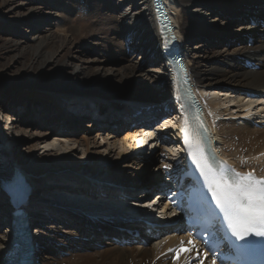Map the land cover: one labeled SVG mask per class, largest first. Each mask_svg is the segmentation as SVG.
<instances>
[{"label": "bare ground", "instance_id": "bare-ground-1", "mask_svg": "<svg viewBox=\"0 0 264 264\" xmlns=\"http://www.w3.org/2000/svg\"><path fill=\"white\" fill-rule=\"evenodd\" d=\"M29 1H34L37 10L50 7L54 11L53 15L57 20L54 30L49 33L48 37L36 38L34 44L21 47L17 43H7L3 51H18L17 54H23L22 52L27 50L25 47H29L31 53L29 68L38 69L37 73L46 70L49 73L53 69V72L48 74L45 81H37V84L33 86L36 92L26 90V92L19 91V93L26 100L29 99L27 103H31L30 105L33 108L39 105L35 102L41 103L42 100L45 103L52 104V111L48 112L47 117L42 115V118L47 119L45 121L41 119L42 124L52 130V134H56L53 139L60 145L64 146L65 143H71L70 152L74 151V148L77 151L79 147H82L85 150V159L90 164V168H87V165L81 159H77L75 165L66 164L62 169L66 171L67 175L62 176L64 173L61 170L62 175L58 177L61 184L57 187V195L45 194L48 199H42L38 197L41 192L36 191V189L29 196L25 209H29L32 221L34 223L51 221L53 224L47 229L39 228L41 237H34L37 240L36 244H38V250L35 254L36 263L173 264L166 252L170 246L176 243L177 237L169 235L164 239L150 241L151 236L145 235L149 228L143 227V223L137 222L143 215L136 207L140 206L141 201L152 194L150 191L153 188L164 181V166H169L172 163L166 156H161L162 159L160 158L161 161L156 169H153L151 177L143 180L142 176L155 164L156 154L155 157L152 156L146 159L144 153L141 159H137L129 153L136 151L133 140L140 143V145L145 141L140 138L141 134H137L141 133L142 128L149 123L142 122L139 126L133 127L131 126L132 121L130 123L126 121L127 118L132 120L131 116L136 111H140L142 107H151V104L167 100L171 94L168 79L169 69L162 61V38L157 33L156 24L153 20V0H61V4L60 0H27L25 4H21V7ZM139 5H144L147 8L146 11L138 12ZM167 5L171 9L172 20L177 28L179 41L183 42L184 60L187 62L193 84L200 93H206L208 96L207 106L215 108L218 117L221 118V120L215 122L214 128L222 155L232 161L236 167H240V164L246 161L251 163L252 168L254 164L258 163L264 166V157L257 158L264 153V121L260 120V123L257 119H252L251 122L240 121V118L244 117L242 116L244 110L252 105V102H250L251 97L244 95V93L251 91L253 98H260L264 93V42L261 41L264 36V28L260 25L258 27L251 26L249 23L250 20L264 22V0H172V5L169 3ZM126 8L134 14L137 11L136 15L131 17V13H128ZM190 9L195 11L190 12ZM76 11L84 13L89 21L86 22L84 17L85 22L83 20L84 23L81 24L80 28L70 24L71 16L76 14ZM177 12L181 13L180 19L175 16ZM200 17L204 21L199 20ZM16 20L19 21V18ZM243 22H246L247 25L241 27L240 34L230 31V28L232 29ZM121 23L129 25L128 34L134 33L135 35L137 33L139 34L137 41L143 44L146 43L145 46L148 53H150V60L157 65V68L153 67L155 70L143 71L140 74L136 65L128 60L130 51L125 46L123 49V45H116V40L120 35L119 27ZM94 34H97L99 41L104 44V55L108 57H104V60L115 57L119 58L123 64L117 69H111V72L119 79V82L124 86V90L112 89L108 85L110 81L108 77L105 82L100 84V80L95 75H87L85 72H78L72 68L67 71L68 64L64 61L70 53V48L68 49L67 46L69 44L85 43L88 39L95 37ZM247 38H253L256 45L248 49L246 45ZM197 39L201 41L194 49H198L197 51L203 53L201 58L203 60L200 62V57L192 54L186 47V44L188 45V43ZM222 39L225 40L224 42L231 41V44L227 43L229 45L233 44L232 41H242L244 39L245 45L235 47L232 51L224 50L213 53L209 52L208 47L203 45L206 42L213 45ZM63 54L67 55L62 58L64 60L61 59ZM155 58L156 60H154ZM241 59L254 62L263 69V72L245 69L240 61ZM58 61L60 62L58 63ZM89 62L99 63L100 61L91 59L85 63ZM201 62L205 63V69H202ZM101 66L103 69L106 68L104 65ZM158 67L162 74L161 72L151 74L156 72ZM75 79H79L83 85L74 88V86L66 83L63 85L52 84L53 81ZM11 87L13 88V86ZM15 89L18 90L16 87ZM14 92L16 91H10L8 95L19 96ZM31 99L34 102H30ZM101 102L109 105L106 106ZM131 104H138L139 106ZM1 109L2 107H0ZM92 109L100 116H97L100 119H95V113L92 112ZM154 110H151L153 112H151L149 118L158 116V113H155ZM54 113L56 115H53ZM92 114L93 116H90ZM6 116L5 119L10 123L14 120L9 118L8 114ZM171 116L173 115L165 114L163 117L166 121H169ZM30 119L35 120L33 116ZM86 119L90 122L83 125ZM80 126L103 129L102 131L105 129L106 132L109 130L106 133L104 152L108 150L107 158H116V167H118L117 170L113 171L114 174L110 178L103 177V172L106 171L104 167L99 171L97 170L99 164H92V161L97 158L94 157L95 153L90 150L91 146L94 147V141L92 144L90 139L83 134L81 136L76 135L80 131ZM124 130L126 132H123ZM3 135L0 130V182H2L1 178L3 177L6 179L14 177L15 172L12 166L23 171L31 167L27 165L31 162L28 156L18 158L19 153L27 149L21 146L22 139L15 142L16 136H12L11 140L9 138L6 140ZM47 135L46 132L36 133V136L41 139ZM120 135L122 136L120 137ZM162 139L173 146L168 149L170 153L175 152L174 148L177 149L180 145V137L177 133L170 132L162 135ZM158 150L162 154V146ZM68 155H60L62 161L70 159ZM96 155L98 154L96 153ZM37 161L38 159L32 161V163ZM23 171L21 176L26 172ZM132 171L135 175L131 174L132 177H130ZM51 173L45 176L44 179H54L55 176ZM71 173L77 175L71 177ZM116 175H121L120 179L123 178L122 181L115 182L119 178ZM44 179L43 181H45ZM96 181L107 182L110 187L109 185L104 187L102 184L98 185ZM98 188H103L104 191L100 193L97 191ZM3 195L0 192V229H4L3 234L5 235L0 236V264H7L10 261V253H14L9 250L10 241L8 238L10 232L5 230L9 217L6 214L7 210L5 209H7V206ZM78 199L79 201L87 200L90 202L96 200L97 202H94L99 206L103 204V202H98L101 199L106 201L107 204H116V202L120 203L121 201L127 203V213L130 215L117 218L121 211L116 212L113 209L108 211V208H98L95 205L83 206L75 202ZM149 206H151L150 211L165 209L162 207L157 208L154 204ZM69 208H71L70 211ZM74 209L92 210L91 215H89L90 218L76 215ZM100 210L108 212L114 219L108 221L105 219V221L100 220L98 223H93L92 214L95 213L94 216H96V213H102ZM125 217L127 220H133V223L125 224V222H122ZM149 218L154 220V224L161 226L157 227L158 232H153V234L162 233L167 223L158 221L157 217L151 216ZM120 228L138 230L144 242L150 244L146 243L145 246L141 241H138L137 244L132 243L128 247H119L113 241L105 239V237L110 236H124L125 239H129L125 233L117 231Z\"/></svg>", "mask_w": 264, "mask_h": 264}, {"label": "rangeland", "instance_id": "rangeland-1", "mask_svg": "<svg viewBox=\"0 0 264 264\" xmlns=\"http://www.w3.org/2000/svg\"><path fill=\"white\" fill-rule=\"evenodd\" d=\"M25 1L24 0H0V107H2V109L0 110V122H1L0 130L2 131V133L4 134L3 136L6 137V139L9 138L11 140L12 136H16V138L14 139L15 142L22 139L21 146L23 148L26 147L27 149L22 150V152L19 153L18 158L20 159L23 156L24 157L28 156L29 157L28 159L31 160V162L27 164L31 167L28 170L24 169V171H26L25 173H30L35 178H38V177L41 178L44 175L45 176L50 175L49 174L50 172H52L51 174L55 176V178L53 177L54 179L51 178L48 180L47 178H45L44 179L45 181H39L40 186H39V189L36 190V191L41 192V194L38 196L39 198L41 197L42 199H48L46 198V195L48 194L50 196L51 195L55 196V194L57 195V187L61 184V181L59 182L60 178L58 177L59 175H62V173H64V175L62 176L67 175L66 171H63L62 169L66 166V164L67 165L74 164L77 161V159H81L82 161H84L85 164L87 165V168H90V164L88 163V160L85 159L86 158L85 150L82 147H79L77 151H75V148H74V151L70 152L69 149H71V143L69 144L65 143L64 146L60 145L59 143L56 142V140L53 139L54 137H56V134L54 133L52 134V130H49V128L46 127L45 124H42L41 119L43 121L47 120L46 118H42L43 117L42 115L47 117L48 112L52 111V104L45 103V101L42 100L41 103L35 102L36 104H39V105H37L38 107L35 106V108H33L30 105L31 103H27V100L29 99L26 100L25 98H23L21 93H19V91L26 92V90L35 91L36 89H34L33 86L37 84L36 82L37 81L40 82L42 80L45 81L48 77V74L53 72V69H51L49 73H48V70H46L45 72L37 73L38 69L33 70L29 68V61L31 57L30 55L31 53L29 52V47L28 48L25 47V49L27 50L23 49L25 51V52L24 51L22 52L23 54H17L18 51L17 52H14V51L7 52V50L3 51L4 47L6 46L7 43H11V44L17 43L21 47L27 44H34L36 42L35 41L36 38L40 39L41 37L42 38L48 37L49 33L54 30V26L57 24V20L55 19V16L53 15L54 11H52L50 7H44L43 9L37 10L36 9L37 7L33 3L34 1L32 2L29 1L25 6L21 7V4L22 3L25 4ZM61 3L62 2L60 0V4ZM146 9L147 8L144 5L143 6L139 5L138 12L141 13L143 10H144L143 12H145ZM126 11L128 13L129 12L131 13L130 9L126 8ZM193 11L195 10L190 9V12H193ZM136 13L135 14L131 13V17L136 15ZM23 14H25V16H23ZM175 16L176 18L180 19L181 13L177 12ZM84 17H85L84 13L76 11V14H73L71 16L70 24H72L73 26L77 28H80L81 24L85 22ZM17 18H19V21L16 20ZM199 20H203V19H201L200 17ZM86 22H89L87 18H86ZM244 25H247L246 22H243L242 24H238L234 26L232 29L230 28V31H233L236 34H240L242 31L240 29ZM119 28H120L119 30L120 35L118 39L116 40V45H120V46L123 45L122 46L123 49H124V46L128 45V48H130V54L128 58L129 62L136 65L137 71H139L140 74L141 72L143 73V71L155 70V68L153 67L157 68V65L154 64L152 60H150V57H149L150 53H148V50L146 49V46H145L146 43L143 44L140 41H137L139 38V34L137 33H135V35L134 33L128 34L129 32L127 30L129 28V25L124 24V23H121V26ZM127 36H129V39H128L129 43H127ZM252 40L253 42L251 46H249L246 43L248 49L256 45V41L254 39ZM200 41L201 40L197 39L195 41H191L190 43H188V45L186 44V47H188V50L192 52V54H195L200 57L199 62L203 60L201 59L203 56V53L202 51H197L198 49H194V48L197 45H199ZM224 41L225 40L222 39L221 41L213 45L206 42V44H203V45L208 47V51L212 53L221 52L224 50L232 51V49L235 47H238L240 45H245L244 39L242 41L241 40L232 41L233 42L232 45L227 44V43L231 44V41L229 40L227 42H224ZM261 41L263 40L261 39ZM125 42H126V45H125ZM67 48L68 49L70 48L69 49L70 53L68 54V56L63 54L61 57L62 59L67 56L66 60L62 59L68 64L67 71H70V69L72 68L78 72H85L87 75H93V76L95 75L100 80V84L105 82L106 78L108 77L110 80L108 85L112 89L124 90V86L121 84V82H119V79L116 78V75L111 72V69H117L123 64L121 63L119 58H115V57L104 60L105 59L104 57H107L104 55V51H103L104 44L102 43V41H99V37L97 34L95 35V37L88 39L85 43H82V44L76 43L73 45L69 44ZM146 52H147V55H146ZM91 59H98L100 62L99 63L97 62L85 63L86 61L91 60ZM154 60H156V58ZM60 61H58V63ZM201 63H202L201 65L202 69H205L204 67L205 63L204 62H201ZM101 65H104L106 68L103 69ZM260 71L263 72V69H260L259 72ZM158 72L159 73L161 72L162 74V71L159 70V67L156 72H152L151 74L153 73L159 74ZM65 83L74 86V88L83 85V83L79 79L70 80V81H57V82L53 81L52 84L63 85ZM11 86H13V88ZM4 87H7V88H4ZM15 87L18 88V90L15 89ZM10 91H16L17 93L16 92L14 93L19 96L8 95ZM30 102H34V101L31 99ZM101 103H98V104H101ZM102 104H105L106 106L109 105L105 102ZM131 105H138V104H131ZM92 112L95 113L94 114L95 119L97 118L100 119L99 118L100 116L97 115V113L94 112L93 109H92ZM6 114L9 115L8 116L9 118L14 119L11 121V123L7 119H5L7 117ZM53 115H56V114L54 113ZM31 116H33L35 120H31L30 119ZM88 122L90 121L86 119L83 125L87 124ZM79 130L80 131H78V133L76 134L77 136H81L83 134L84 136L90 139L91 141L90 143L93 144V141H94V147L91 146L90 150L91 152L95 153L94 157H97V158L94 161H92V164H99V167L97 169L99 171H101L102 168L104 167V169L107 172H109V174H107L106 171L105 172L102 171L104 173L103 177L110 178V176L114 174L113 171L117 170L116 168L118 167H116L117 166L116 158L113 157L109 159L107 158L108 150L104 152V149L106 148L105 146V143H106L105 138L107 135L106 133H108L109 130H107L106 132L105 129L104 131H102L103 129H98V128L91 129L90 127L85 128L83 126H80ZM39 132H46L48 135L46 137H43V139H41L40 137L36 136V133H39ZM121 134L123 135L122 132ZM122 135H120V137ZM167 150L163 148V152L166 156H168V153H170L169 150L168 151ZM96 153L98 155H96ZM159 153L160 151H157L152 155L155 157V154H156L155 164H153L150 167L149 171L145 175L142 176L143 180L147 179L148 177L150 178L153 169H156V167L160 163L159 161L161 160L159 159L161 158V154ZM64 154H69L68 158L70 159L66 161H62V157H60V155H64ZM37 159L38 161L36 163H32V161H35ZM61 170H62V173L60 172ZM22 171L23 170H21V172ZM131 174L135 175L133 171L130 173V177H132ZM76 175L77 174L71 173L70 176L75 177ZM121 175H116L119 178H117L115 182H118L119 180L122 181L123 178L120 179ZM96 182H98L96 183L98 185L102 184L103 187L109 185L107 182H104V183H101L100 181H96ZM97 191L102 193L104 189L98 188ZM153 196H154L153 194H150L149 197L141 201L142 204L140 206H136L137 209L143 210L141 212L142 215L150 214L149 209L151 208V206H149L150 205L149 203L152 202L151 200ZM4 201L7 206L8 202H6L5 199ZM94 201L96 200H93V202H90L87 200L79 201L78 199L75 202H82V204L89 205V206L95 205L98 208H108L107 209L108 211L112 209L115 210L116 212L121 211L120 213H123V211L128 209V206H126L127 203H122L121 201L120 203L116 202V204L115 203L107 204L103 199H101L100 201H98L100 203L103 202V204H100V206ZM131 206H134V205H131ZM145 207L148 209H146ZM102 210H105V209H102ZM28 212H29V209H28ZM87 212L88 211H86L85 213ZM47 222L48 221L39 222L42 226V229H47L52 224L51 221L48 222V224ZM0 236L2 235L0 234Z\"/></svg>", "mask_w": 264, "mask_h": 264}, {"label": "snow or ice", "instance_id": "snow-or-ice-1", "mask_svg": "<svg viewBox=\"0 0 264 264\" xmlns=\"http://www.w3.org/2000/svg\"><path fill=\"white\" fill-rule=\"evenodd\" d=\"M194 119L199 120V117ZM199 128L203 129L202 122L199 123ZM181 132L185 148L193 156V163L207 182L211 198L223 214L231 235L237 240H244L248 236L264 237V177L257 178L253 172L241 174L234 170L228 175L223 168L217 172L202 157L195 158L201 151L199 134L190 127L187 119ZM164 167L168 168L167 165ZM188 245L185 248L181 242L180 249L175 250L173 264H176L181 255L190 254L196 247L193 240H189ZM195 258L199 260V264H205L208 253L201 254L197 250ZM212 264H216V259L212 260Z\"/></svg>", "mask_w": 264, "mask_h": 264}, {"label": "water", "instance_id": "water-1", "mask_svg": "<svg viewBox=\"0 0 264 264\" xmlns=\"http://www.w3.org/2000/svg\"><path fill=\"white\" fill-rule=\"evenodd\" d=\"M140 104V103H138ZM45 175L42 176L41 178H35L32 176V174L30 173H25L17 182H16V187L14 188V191L18 190V186L23 183V185L27 188V194L29 193L32 194L36 189L39 188L40 184L39 181H43ZM42 179V180H41ZM33 181V182H32ZM91 209V208H90ZM84 212L88 211L87 213H91L92 210L89 211V209L87 210H82Z\"/></svg>", "mask_w": 264, "mask_h": 264}, {"label": "trees", "instance_id": "trees-1", "mask_svg": "<svg viewBox=\"0 0 264 264\" xmlns=\"http://www.w3.org/2000/svg\"><path fill=\"white\" fill-rule=\"evenodd\" d=\"M78 203H80V205L86 206V205L82 204V202H78Z\"/></svg>", "mask_w": 264, "mask_h": 264}]
</instances>
